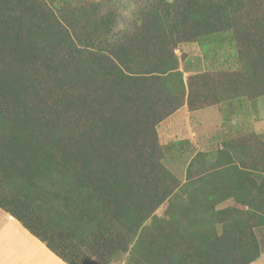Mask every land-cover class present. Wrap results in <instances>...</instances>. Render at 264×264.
<instances>
[{
    "label": "trees",
    "instance_id": "obj_1",
    "mask_svg": "<svg viewBox=\"0 0 264 264\" xmlns=\"http://www.w3.org/2000/svg\"><path fill=\"white\" fill-rule=\"evenodd\" d=\"M226 33L237 67L184 76L181 45L216 66ZM263 95L264 0H0V211L65 264H251L264 133L196 151L158 129Z\"/></svg>",
    "mask_w": 264,
    "mask_h": 264
},
{
    "label": "rangeland",
    "instance_id": "obj_2",
    "mask_svg": "<svg viewBox=\"0 0 264 264\" xmlns=\"http://www.w3.org/2000/svg\"><path fill=\"white\" fill-rule=\"evenodd\" d=\"M218 36H220L219 43L212 44V46H216L215 50H222L220 47H224L230 54L226 52L223 58L217 61L216 66H212L207 62L205 65L203 61L205 51L198 43L183 44L181 46L185 48L187 55V60L181 62L184 71L197 73L205 70L235 69L237 67L235 52L227 46L229 34H220ZM226 37L227 39H225ZM177 54L180 55L181 50H177ZM254 104L257 105L255 114L257 116H264V95L257 98ZM235 106L236 109L234 113L233 110L227 112V114H229L228 117L232 116V114L235 115V113L236 115L239 113L241 114L244 110L246 111L249 109V107H244V103L243 105L239 103L238 106V101ZM218 108L219 107L213 106L191 112L190 122L197 136L208 135L209 141H215L217 139L219 136L217 128L220 122L222 123L223 119V115L218 112ZM219 139L221 138L219 137L217 141ZM188 157L187 155H181L179 157L176 154L167 155L165 156L164 164L177 177L183 179L184 168L189 159ZM163 208L164 206L157 211L158 215L161 214ZM7 216L8 215L0 211V264H65L53 253L48 251L43 244L27 234L19 223L14 220H9ZM257 234L260 237L261 233L257 232ZM254 262V264H259L260 261L255 260ZM110 264L122 263L113 261Z\"/></svg>",
    "mask_w": 264,
    "mask_h": 264
},
{
    "label": "crops",
    "instance_id": "obj_3",
    "mask_svg": "<svg viewBox=\"0 0 264 264\" xmlns=\"http://www.w3.org/2000/svg\"><path fill=\"white\" fill-rule=\"evenodd\" d=\"M181 53L185 54V60H187V55L184 47H180ZM180 69L183 71L184 76L187 74H192L190 71H184L182 65ZM238 101L239 103H244V107H249L246 111L244 110L241 114L235 113L232 116L228 117L231 110L236 109L235 104ZM245 101V102H244ZM254 102L249 100L237 99L233 100L230 103L223 104L221 106H216L218 108V112H220L223 116L222 123L220 122L219 127L217 128V132L220 137L217 141H209L208 135L197 136L195 133L193 126L190 122L191 112H188L186 106L181 107L175 114H173L170 118H168L165 122H163L158 129L159 135L161 137L162 142H175V141H187L198 150L205 149H214L218 143L228 134L232 133H245V132H255L258 134L264 133V116H257L255 114V109H257V105ZM212 138V137H211ZM264 232L260 234V243H261V254L256 261H260L259 264H264ZM255 262L251 263L254 264Z\"/></svg>",
    "mask_w": 264,
    "mask_h": 264
}]
</instances>
